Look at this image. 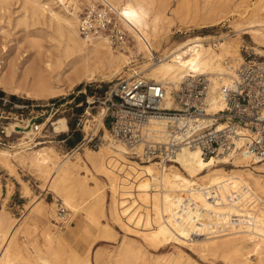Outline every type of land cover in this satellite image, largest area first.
Wrapping results in <instances>:
<instances>
[{"label":"bare ground","instance_id":"obj_1","mask_svg":"<svg viewBox=\"0 0 264 264\" xmlns=\"http://www.w3.org/2000/svg\"><path fill=\"white\" fill-rule=\"evenodd\" d=\"M11 1L0 0V11L7 10ZM93 1L21 0L15 25H23L31 52L24 51L17 60L7 59L8 47L0 43V89L31 100L66 96L82 83L122 72L132 66L135 60L131 58L141 55L144 61L138 67L142 69L133 74L145 73L164 86V108L175 107V91L186 77L195 75L208 79L206 110L224 108L220 90L244 63L238 42L225 36L214 39L215 43H211V37H190L164 48L155 59L153 51H158L161 40L173 33L176 19L172 15L184 24L181 8L176 6L169 13L170 0H106L121 10L134 42L132 47L113 50L105 39L88 42L78 32L80 5ZM217 1L226 6L233 0ZM211 3L212 0H202L201 8L196 5L193 24L197 28L214 25ZM258 12L236 22L234 31L249 30L257 45L255 54L263 57L264 50L258 47H264V3ZM105 112L102 107L92 115L93 120L86 121L84 130L91 129V121L95 122L94 130L102 126ZM50 120L47 117L40 128L47 127L54 134L68 131L65 117ZM150 124L154 137L160 140L164 120L154 117ZM30 125V119H26L25 127L19 121L5 126L7 132L23 128L26 132L15 144L0 148V168L18 180L23 197L33 194L28 183L19 178L18 168L41 179L42 187L52 192L55 199L44 205L40 204L39 194L31 198L32 219L41 220L44 225L42 244L36 239L29 241L31 250L16 237L18 218L9 216L3 206L0 208V264H91V245L83 253L71 248L51 220L58 218L55 202L60 201L72 214L84 202L87 225L83 233L92 241L110 238L112 229L101 220L108 218L106 188L111 194L110 218L152 249L174 243L190 247L202 258H221L227 264H264V163H249L236 150L205 158L199 147L187 146L171 157L174 164L136 162L127 147L113 141L106 128L105 143L99 148L85 147L83 153L73 150L60 154L42 142L29 146L34 140V134L28 131ZM230 161L234 168L222 167ZM134 243L122 241L104 264H197L177 246L176 255L150 257L141 243ZM95 262L100 264L96 251Z\"/></svg>","mask_w":264,"mask_h":264},{"label":"built area","instance_id":"obj_2","mask_svg":"<svg viewBox=\"0 0 264 264\" xmlns=\"http://www.w3.org/2000/svg\"><path fill=\"white\" fill-rule=\"evenodd\" d=\"M77 29L86 41L105 39L113 50L129 46L132 37L123 20L121 10L106 0H94L78 12ZM154 52L157 59L158 52ZM205 75L186 77L174 93L173 108H164V86L142 74L119 77L104 98L105 119L113 141L122 143L132 158L156 160L166 165L182 146L199 147L203 157L218 152L236 150L249 163H264V60L242 63L235 75L220 90L224 108L208 112ZM49 104V103H48ZM44 111L47 105H34ZM54 108L51 101L48 105ZM164 120V135L154 137L151 118ZM1 118V116H0ZM39 118L33 119L28 131L34 134L32 144L47 127L40 128ZM24 122V120L22 119ZM21 121V122H22ZM22 131L7 132L0 123V146L10 147V137ZM60 223H70L61 204L57 209Z\"/></svg>","mask_w":264,"mask_h":264},{"label":"rangeland","instance_id":"obj_3","mask_svg":"<svg viewBox=\"0 0 264 264\" xmlns=\"http://www.w3.org/2000/svg\"><path fill=\"white\" fill-rule=\"evenodd\" d=\"M241 1L242 0H233L230 3H227L225 6L219 3L217 0H212L211 6H213L214 8V25L204 28H197V25L193 24V20L194 18H196V5L197 7L201 8L202 0H170L168 12L170 13V11L176 6L181 8V14L184 18V24L181 25L182 23L180 24V22H178L177 17L172 15L173 18L176 19L174 22V24H176L173 25V33L169 34L168 37L161 40V46L156 52H158V54L160 55L164 48L172 45H177L190 37H211V43H215L214 39L225 36L224 38L229 41L235 40V42H238L241 48V55L244 59V62H256L264 60V56L258 57V55L255 54L256 51L254 50V48L257 47V45L254 43L249 30H243L241 32L234 31V25L236 22L247 20L259 13L258 10L263 5L264 0H249L250 2H248V4ZM20 2L21 0H12L7 10L5 9L4 11H0V19H2L0 20V43H6L8 47V52L6 55L7 59L11 58L17 60L19 59L20 54L24 51V53L31 52V50L27 47L25 38L26 33L24 31L23 25H15L16 18L21 13ZM85 3L86 2H84L83 5H80V9H82V7L86 5ZM244 31H246V33H244ZM133 44L134 42L132 40L129 46L132 47ZM258 48L264 50V47ZM133 59L135 61L132 62V66L123 69L122 72L116 73L112 76L109 75V78L104 80L82 83L69 91V94L66 96H59L47 100H31L22 98L18 95L10 94L0 89L1 93H3L2 95H0V123L4 126H7L8 123L19 121L24 126V122L22 121V119L24 121L26 119H30L32 123L33 119L39 118L38 121L43 123L49 116L51 117V122L58 117H65L68 125L67 132L54 134L52 133V131L44 130L42 134L47 136L42 137L38 140H40L42 144L52 146L60 154H66L72 152L73 150L83 153L85 147L97 149L105 143L104 129H108V120L105 119L103 121V125L98 129L95 128V130V122L91 121V129L87 132L84 130V125L87 120H93L92 115L97 114L99 110L102 109V107H105L103 102L106 96V92H108L110 87L117 82L119 77H130V75H132L135 70L139 71L142 69V67H138L143 64L144 59L142 58V56L138 55L134 58H131V60ZM131 68L135 69L132 70ZM140 74L149 79L145 73ZM51 101H54L55 103L54 108L48 106ZM34 105H47L45 106L47 108H43L45 109L44 111L40 109L37 110ZM50 121H48V123H50ZM48 123L46 124L47 126ZM21 131L24 134V132H26V129L23 128L21 129ZM23 134L10 137L9 140H13V142L11 141V144H15L18 139L23 136ZM77 134L80 135V141L78 143L74 141ZM32 143L34 142H30L28 143V145L33 146L34 144ZM40 146L44 145H38L37 147ZM1 147L8 148L5 146H0V148ZM132 159L136 162H141L139 159ZM152 161L156 162V160ZM169 164L174 163H166V165ZM222 167H224L225 169H230L234 168V165L232 164V161H230L229 163L222 165ZM17 174H19L20 179L28 183L31 194H33V196H37L39 194L37 197L40 200V204L47 205L48 203L54 201V194L48 190L45 191L44 187H42L43 181L41 179L35 177L34 175H32V173L23 168H18ZM0 181V208H2L3 206L9 216L15 219L18 218L17 220L19 229L17 231L16 237L20 241H24L27 244L28 249L30 250L31 248L29 245V241L31 240L36 239L38 244L41 245L43 241L41 233L44 229V225L41 220L35 221L34 219H32L33 202L31 198L33 196L30 195V198L27 197L28 199L26 197H23L18 180L14 176L11 177L6 172V170H2L1 168ZM89 184L94 186L93 181H90ZM105 195L107 206L106 212L108 218L101 220L110 225L112 229V236L110 235V238L96 239L95 241H92V238L87 237L83 233V229L87 225V218L85 210L83 209V207H85L86 205L81 201V199H79V201L82 202L80 205L81 208L76 214H72L65 208L66 212L69 214L70 223L64 225L59 222L58 218L57 221L51 220V222L55 226V229L64 236V239L71 248L77 250L80 253H83L88 245H91V264H96L95 251L97 254H99L100 264H104V262L108 260L109 257L114 256V254L119 249L122 241H134L136 242L134 244L141 243L144 246V249L149 252L150 257H155L158 254L176 255L178 247L195 263L197 262V264H227L221 258H214L210 256L202 258L186 245L170 243L165 244L160 248H157L156 250L150 248L143 240L128 235L129 233L126 232L124 228H122L118 223L116 224V222L110 218L108 208L111 194L110 190L107 188ZM55 204L56 205L54 209L55 213L57 214V209L58 206L61 205V202L58 201L55 202ZM254 257L255 256L252 255L251 258L254 259ZM112 264L120 263L113 261ZM136 264H140V262L137 261Z\"/></svg>","mask_w":264,"mask_h":264},{"label":"trees","instance_id":"obj_4","mask_svg":"<svg viewBox=\"0 0 264 264\" xmlns=\"http://www.w3.org/2000/svg\"><path fill=\"white\" fill-rule=\"evenodd\" d=\"M2 94H3V93H1V91H0V95H2ZM74 141H75L76 143H78V142L80 141V135H79V134L76 135ZM74 141H73V142H74Z\"/></svg>","mask_w":264,"mask_h":264}]
</instances>
